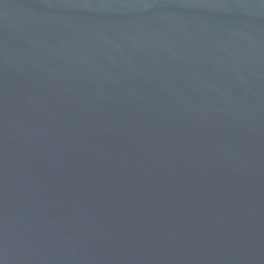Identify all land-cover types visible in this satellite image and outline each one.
I'll return each instance as SVG.
<instances>
[{
  "label": "water",
  "instance_id": "water-1",
  "mask_svg": "<svg viewBox=\"0 0 264 264\" xmlns=\"http://www.w3.org/2000/svg\"><path fill=\"white\" fill-rule=\"evenodd\" d=\"M0 264H264V0H0Z\"/></svg>",
  "mask_w": 264,
  "mask_h": 264
}]
</instances>
